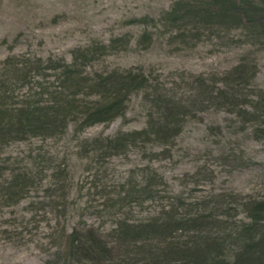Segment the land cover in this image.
Wrapping results in <instances>:
<instances>
[{
	"label": "rangeland",
	"instance_id": "rangeland-1",
	"mask_svg": "<svg viewBox=\"0 0 264 264\" xmlns=\"http://www.w3.org/2000/svg\"><path fill=\"white\" fill-rule=\"evenodd\" d=\"M173 1L0 0V82L9 78V59L71 61L76 46L127 34L126 49L102 56L89 69L140 67L163 95L195 103L169 145L129 141L112 155L93 149L98 145L95 138L149 124L157 107L153 94L147 93L152 89H140L131 95L125 113L110 122L78 129L79 122L71 120L58 136H34L0 146V264H59L58 248L73 228L92 225L107 232L118 218L148 219L177 197L212 211L222 220L212 223L214 233H228L232 221L246 219L242 200L264 199V136L255 133L262 122L252 119L250 112L248 117L241 113L264 94V42L246 41L240 29L228 34L206 30L188 45L160 20L155 25L133 21L145 15L159 18ZM145 28L154 34L146 46L138 41ZM242 61L250 71L247 81L240 82L237 107L219 100L199 101V77L218 90ZM21 90L25 87L17 92ZM20 170L32 180L16 199L5 186ZM151 176L158 178L152 185L156 197L144 195L142 203L123 200L126 192L143 187ZM219 200L224 208L234 206L235 213L228 215L215 206ZM206 201L211 205L204 207ZM229 247L231 254L236 246Z\"/></svg>",
	"mask_w": 264,
	"mask_h": 264
},
{
	"label": "trees",
	"instance_id": "trees-1",
	"mask_svg": "<svg viewBox=\"0 0 264 264\" xmlns=\"http://www.w3.org/2000/svg\"><path fill=\"white\" fill-rule=\"evenodd\" d=\"M138 20L146 25H155L160 20L164 27L176 30L188 45L192 40H200L206 30L228 34L240 29L246 41L264 42V0H174L159 18L145 15L133 19ZM126 35L76 46L71 51V61L52 57L32 61L29 58L9 59L6 63L9 78L0 82V146L34 136H58L66 131L71 120L79 122L78 129L110 122L125 113L131 95L140 89L153 90L147 93L153 94L151 99L157 112L150 116L149 124L116 136L95 138L93 142L98 145L93 149L112 155L120 153L129 141L169 145L181 132L185 115L194 101L188 104L183 99L163 95L140 67L89 69L102 56L126 49L130 43ZM153 36L152 30L145 28L138 41L146 46ZM249 71L244 61L238 63L226 75V86L218 90L199 77L195 94L203 103L219 100L237 107L240 82L247 81ZM52 76L55 80H50ZM22 87L25 90L17 92ZM250 107L249 111L240 108L241 113L248 117L246 112H250L252 119L261 120L255 133L263 137L264 94L259 93ZM157 179L151 176L143 187L126 192L123 200L132 202L136 198L142 203L144 195L156 197V188L152 185ZM31 180L27 172L16 171L5 187L18 199ZM221 202L214 205L232 215L236 208L232 205L224 208ZM208 205L211 201H206L204 207ZM241 205L246 219L232 221L228 233H214L212 223H216V217L212 211L200 210L203 207L177 197L148 219L118 218L107 232L92 225L73 228L65 233L57 258L59 264L106 261L119 264H264V199L248 198L242 200ZM182 208L186 211H180ZM184 236L185 240L178 239ZM234 245L230 254L228 247Z\"/></svg>",
	"mask_w": 264,
	"mask_h": 264
}]
</instances>
